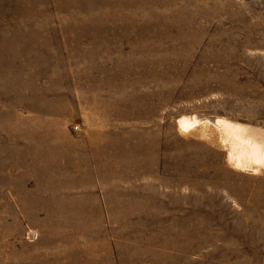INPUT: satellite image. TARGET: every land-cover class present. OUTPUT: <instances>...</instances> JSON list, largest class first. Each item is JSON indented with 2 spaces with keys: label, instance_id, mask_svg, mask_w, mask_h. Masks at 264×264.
<instances>
[{
  "label": "rangeland",
  "instance_id": "1",
  "mask_svg": "<svg viewBox=\"0 0 264 264\" xmlns=\"http://www.w3.org/2000/svg\"><path fill=\"white\" fill-rule=\"evenodd\" d=\"M217 119L264 132V0H0V264H264Z\"/></svg>",
  "mask_w": 264,
  "mask_h": 264
},
{
  "label": "bare ground",
  "instance_id": "2",
  "mask_svg": "<svg viewBox=\"0 0 264 264\" xmlns=\"http://www.w3.org/2000/svg\"><path fill=\"white\" fill-rule=\"evenodd\" d=\"M201 123L204 121L195 117H182L177 121L178 129L184 133L194 130ZM213 126L220 129L224 142L230 144L228 158L235 167L238 169L252 168L253 170L264 168V132H257L253 129L254 127L251 129L250 126L249 128L226 119H217Z\"/></svg>",
  "mask_w": 264,
  "mask_h": 264
}]
</instances>
